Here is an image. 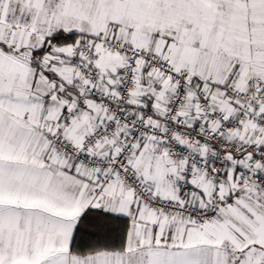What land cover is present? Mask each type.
<instances>
[{
  "label": "snow or ice",
  "instance_id": "obj_1",
  "mask_svg": "<svg viewBox=\"0 0 264 264\" xmlns=\"http://www.w3.org/2000/svg\"><path fill=\"white\" fill-rule=\"evenodd\" d=\"M0 264H264V0H0Z\"/></svg>",
  "mask_w": 264,
  "mask_h": 264
}]
</instances>
